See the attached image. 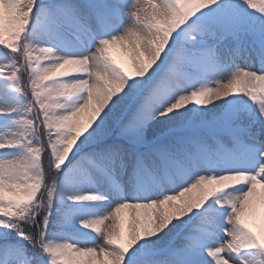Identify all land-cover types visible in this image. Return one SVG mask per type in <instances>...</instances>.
Segmentation results:
<instances>
[{
    "label": "snow or ice",
    "instance_id": "1",
    "mask_svg": "<svg viewBox=\"0 0 264 264\" xmlns=\"http://www.w3.org/2000/svg\"><path fill=\"white\" fill-rule=\"evenodd\" d=\"M0 264H264V0H0Z\"/></svg>",
    "mask_w": 264,
    "mask_h": 264
},
{
    "label": "rangeland",
    "instance_id": "2",
    "mask_svg": "<svg viewBox=\"0 0 264 264\" xmlns=\"http://www.w3.org/2000/svg\"><path fill=\"white\" fill-rule=\"evenodd\" d=\"M111 55L117 63L121 64V66L125 67L126 69L128 68L130 64V54L129 53H126L120 49H113L111 52Z\"/></svg>",
    "mask_w": 264,
    "mask_h": 264
}]
</instances>
